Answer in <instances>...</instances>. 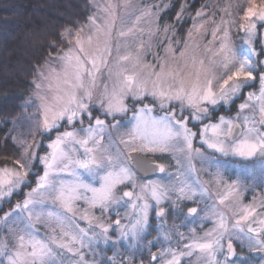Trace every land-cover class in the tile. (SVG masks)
<instances>
[{
  "label": "snow or ice",
  "instance_id": "1",
  "mask_svg": "<svg viewBox=\"0 0 264 264\" xmlns=\"http://www.w3.org/2000/svg\"><path fill=\"white\" fill-rule=\"evenodd\" d=\"M119 7L109 3L102 9V15L89 16L87 25H81L75 31L71 27L66 28L60 35L68 47L50 52L48 59L36 68L33 81L34 96L39 101L36 128L42 136L47 133L50 137L52 132L56 135L49 138L43 155L37 151L41 142L34 140L24 147L23 161L17 159L13 167L0 168V200L18 194L23 187L30 188L24 193L22 202H17L0 216V223L8 233L6 238L0 239V257L3 258L0 264H63L61 258L65 256L76 258L75 261L69 260L68 264H87L83 249L88 232L99 227L100 235L106 242L109 239V226L94 223L102 217L90 215L91 211L99 210L103 214L121 200L131 203L137 219L130 230L125 228L120 235L137 237L148 222V200H154L159 207L167 199L168 190L155 181L139 185L134 182L133 168L145 173L156 168L164 172L165 166L160 164L153 168L151 160L139 159L132 153L182 154L191 171H196L192 160L197 156L201 162L219 163L205 156L202 149L212 150L222 157H238L244 161L259 157L264 161V61L254 62L247 55L237 57L229 44L226 25L231 21L221 19L217 23L211 19L215 13H207L208 5H203L195 13V19L203 22L193 23L188 30V41H194V32L207 33L206 24L211 22L212 40L209 45L218 43L219 47L205 46L198 54V44L193 43L189 52L185 42V49L178 50L179 58L173 52L174 63L164 58L156 65H150L144 64L139 55L133 57L131 52L120 55L116 37L134 34L141 19L153 13L144 9L135 17L132 27L116 30ZM183 11L182 6L181 12L177 13L178 21ZM221 11L229 14L227 9ZM205 16L209 19L204 20ZM241 19L240 29L251 37L255 22H264V0H248ZM168 28L165 26L164 31L167 32ZM51 47L55 48V43ZM143 47L141 43L140 48ZM114 50L117 53L115 72L108 68ZM169 51H172L171 47ZM180 60H183L182 64ZM128 64L131 66H125ZM104 68H108L112 84L111 88L104 84L98 95L97 81ZM256 82L259 84L258 92H244ZM148 96L165 110L164 116L149 115L153 108L144 104ZM241 97L244 101L238 105L235 117L220 116L215 123H203L209 119L210 110L215 106ZM129 98L133 101V108L136 104L143 106L134 112L135 123L131 129L122 132L124 125L116 117L129 111L126 103ZM94 103H98L97 110L104 119L94 115ZM185 112H188L187 116ZM192 120L198 122L194 125L196 131L189 127ZM65 126V130L60 131ZM197 138L201 148L193 146ZM37 164L41 171L35 170ZM65 176L69 178H63ZM33 181L35 187L31 186ZM91 181L98 183L99 187ZM217 183H223L222 179ZM121 185H130L133 189L139 187L140 191H124L121 197H117ZM186 187L179 188L177 202H170L177 214L184 212L179 201L192 200L196 195L190 187L186 191ZM226 187L228 191L219 198L221 205L236 191L234 183ZM48 201L58 206V211L35 212L37 207L45 206ZM81 203L85 205L83 209L79 207ZM234 209L231 228L224 213H213L218 216L216 226L205 232L203 237H196L195 229H192L193 237L182 250L154 253L151 260L168 256L170 258L164 259L163 264H181L182 257L199 252L207 264H235L234 260L229 261V257L237 256L234 239L241 242L247 239L253 251L264 252V240L259 238L264 234V216L254 204L234 205ZM197 211L196 207L187 208L189 216ZM157 214L163 216L165 210L160 207ZM77 220L86 221L89 227L81 228ZM37 222L50 223V232L41 236L36 229ZM115 226L121 227L120 219L115 221ZM179 235L184 239L183 234ZM93 236H96L95 232ZM218 254L224 255L223 262L218 259Z\"/></svg>",
  "mask_w": 264,
  "mask_h": 264
},
{
  "label": "rangeland",
  "instance_id": "2",
  "mask_svg": "<svg viewBox=\"0 0 264 264\" xmlns=\"http://www.w3.org/2000/svg\"><path fill=\"white\" fill-rule=\"evenodd\" d=\"M109 3L120 6L117 9V15L119 18L116 21V30L132 27L135 17L139 16L144 9H149L153 13V15L145 16L141 19V21L136 25L137 30L134 34L125 38L116 37L120 44V55L131 52L133 57L139 55L144 64L156 65L158 60H163L164 58H168L169 62L174 63L173 52L175 53V57L179 58L178 50L185 49V42L188 43L189 52L192 50L193 43L198 44L200 46L199 49H197L198 54L203 51L205 46L219 47L218 43L209 45V41L212 40L210 33L213 28V24L211 22L206 24L207 33H193L194 41H188V31L184 36L177 35L176 31L170 24L166 25L169 26V28L168 31L165 32V26L161 27L160 25V17L165 4L163 1L159 4V2L154 3L143 0H93V11L91 15H102V9ZM229 3L231 4L227 7L217 5L216 8L213 9H211V7H207L205 11L207 13H215L211 19L215 20L217 23H219L221 19L231 21V23L226 25L229 28V44L232 50L236 53L237 57L247 55L250 56L254 62L264 61V22H255L256 28L254 30V34L250 37L239 27V24L243 22L241 19L243 14L240 16V19H237L235 15H232V7L234 5L245 6V9L247 7L248 0H245V3L238 0H229ZM222 9H227L229 14L226 15L224 11H221ZM208 19V16L204 17V20ZM202 22V20L195 19L194 17L193 23L200 24ZM87 24L88 21L84 25ZM192 26L190 28H192ZM85 31L87 32V28H85ZM113 35L116 36V32H114ZM250 39L251 43H248ZM141 43L144 45L143 48H140ZM169 47H171L172 51H169ZM253 48L255 49L254 52L252 51ZM116 56L117 53L114 50L113 56L108 65V68H111L113 72L117 70L115 63ZM179 62L182 64L183 60H180ZM125 66L130 67L131 65L128 64ZM108 68L102 69V74L97 81L98 95L99 92H102L104 84H108L109 88H111L112 81L109 79ZM157 70L159 69L157 68ZM258 88L259 84L256 82L252 85V87L244 89V92H258ZM34 92L25 102V111L21 115L19 125L17 126L16 134L13 139L23 148L22 153L24 152V147H26L28 143H31L34 140L41 142V148L37 151H39L40 155H43L45 151H47L46 147L44 148L43 146L49 142L50 137L55 138L56 133L52 132L50 137L47 133L42 136L37 130L36 125L39 121V101L35 99ZM234 101L232 103H235V107H233L231 112L220 114L217 116L215 121L211 122H217L220 116L235 117L239 111L238 105L243 103L244 97ZM126 103L129 104V111L124 114H118L116 117V119L121 120L124 125V127L121 128L122 132L131 129L132 124L135 123L134 112L143 106L141 104H136L133 108V101L130 98L126 100ZM144 104H148L149 107L153 108V111L149 115L157 118L165 115V110L159 107L158 102L154 104L151 96H148V98L144 100ZM228 105L229 103L226 104V106ZM97 109L98 103H94L92 105L94 115L100 116L101 119H104L102 113ZM184 115L187 116L188 112H185ZM108 119L112 123L115 122L111 121V118ZM205 121L206 120H204L203 123H209ZM197 123V121L192 120L189 123V127H192L193 131H196V127H194V125H197ZM86 126L87 121H85V127ZM66 127L67 126L62 127L60 131H64ZM76 127L79 128L80 125L77 124ZM68 130L71 129L69 128ZM22 141L24 142L23 146L21 144ZM105 146L107 147V141H105ZM193 146L194 148H201L199 138L194 140ZM120 147L122 148L123 146L121 145ZM202 151H204L205 156H210L212 161H219V163L210 164L209 162H201V158L197 156L192 160V164L195 166L196 171H191L188 166L187 159L182 154L171 152H157L155 154L140 153L142 155L156 156L159 160V165L163 164L165 166V171H159V173L153 178L143 179L133 168V172L135 173L134 182L139 185L141 183H147L148 181H155L165 186L168 190L167 199H164L159 207L156 205L154 200H148L150 207L148 209L147 225L135 238L121 237L120 235L123 229L126 228L127 230H130L131 224L137 219V215L135 214L136 210L132 208L131 203H125L124 200H121L119 204H112L110 209L105 211L103 214L99 210H92L90 215H94L98 218L102 217L100 220L94 221V223H104L106 226H109L107 233L109 239L107 242L105 241L103 236L100 235L101 230L99 227H96L93 231L88 232L87 237L84 239L85 247L83 249L87 264H100L102 257L106 256L103 254L100 247L105 248L109 245L113 246V252L109 255L108 261L114 263L118 262L117 258L122 251V247L120 246L121 244H124L128 251L129 258H127V264H139L133 262L134 258L132 254H136V251L142 252L144 249L147 250L152 245L159 246L157 249L159 253L167 252L168 249H176L177 251H180L193 237V233L191 231L192 229H195L194 235L196 237H203L205 232L216 226L218 216L213 213H224L225 219L229 223V228H231V224L234 221V217L232 216V212L235 210L234 205L243 206L254 204L257 206L261 215L264 216V161H262L259 157H256L251 161H244L238 157H222L218 153L212 152V150L202 149ZM18 159H21L22 161L24 160L22 156ZM178 160L180 161L179 163L177 162ZM13 166L14 165L7 167L11 168ZM3 167L5 166L0 168ZM217 173H219V176ZM63 178L67 179L69 177L65 176ZM221 179L223 183H217V181ZM91 182L96 187H99V184L95 181ZM233 183L236 186V191L233 192L232 196L225 202V204L221 205L219 203L220 196L226 194L228 191L226 186ZM197 185H201L202 187H197ZM181 186L190 187L192 191L196 193L192 200L182 199L179 201V206L184 209V224L186 227L177 229L171 226L167 220L165 210V214L161 216V219L159 220V225L157 224L158 234L145 241L150 224L151 209L153 207H157L159 210L160 207L163 208V206L168 202H177V198L180 195L179 188ZM32 187H35L34 182ZM204 189H207V191H204ZM29 190L30 188H23L18 194L14 193L10 198L0 200V209H2L0 210V216H3L5 211L13 208L17 202H22L24 199V193ZM124 191H135L138 193L140 190L139 187L133 189L130 185H121L118 187L117 197H121ZM187 201L193 203L191 204L192 207H196L198 209L197 213L193 216H189L187 214V208L184 207V203L186 204ZM141 203H143V201H141ZM79 207L83 209L85 205L81 203ZM49 211H58V206H55L51 203V201H48L45 206L37 207L35 209V212L47 213ZM117 219H120L121 221L120 228L115 226V221ZM76 223L79 224L81 228L87 229L89 227L86 221L82 222L77 220ZM50 227V223H36V229L41 236L48 234L50 232ZM93 232L96 233V236H93ZM179 234H183L184 239H181ZM7 235L8 233L4 230L3 224L0 223V239L6 238ZM259 238L264 240V234H262ZM233 243L237 256L229 257V261L234 260L235 264H240V260L246 257L245 253L239 252L237 247L240 246L242 249L246 250V252H252L259 256L261 259L258 264H264V254L258 255L256 253L257 251H253L249 247L247 239H244L243 242L234 239ZM252 243L255 244V240H253ZM168 258L170 257L165 256L152 261L150 257L148 264H163V260ZM0 259L3 258L0 257ZM61 259L63 260V264H68L69 260L75 261L76 258L65 256ZM218 259L223 262L225 257L223 254H218ZM181 264H207V260L199 252H193L191 256L186 255L182 257Z\"/></svg>",
  "mask_w": 264,
  "mask_h": 264
},
{
  "label": "trees",
  "instance_id": "3",
  "mask_svg": "<svg viewBox=\"0 0 264 264\" xmlns=\"http://www.w3.org/2000/svg\"><path fill=\"white\" fill-rule=\"evenodd\" d=\"M93 0H0V167L14 165V161L22 156L23 148L13 139L21 115L25 111V102L33 94V81L36 68L48 59L50 52L55 53L68 45L61 40V33L71 27L74 31L88 21L93 11ZM151 2L163 1L164 8L160 17V25H172L177 35L184 36L192 26L195 13L203 5L211 9L217 5L229 6V0H143ZM237 1V0H236ZM245 3V0H238ZM236 3V2H235ZM184 7L181 18L177 13ZM160 7V6H159ZM245 6H233L232 15L240 19ZM220 9V7H219ZM209 12V11H208ZM211 13V12H210ZM55 43L56 47L51 45ZM235 107V103L233 105ZM44 147V146H43ZM45 148V147H44ZM36 171L42 169L37 164ZM30 180L32 177L30 176ZM34 182V181H33ZM32 182V184H33ZM31 184V186H32ZM28 189L29 187H23ZM167 207V219L174 222L177 212ZM157 207L150 214V224L145 241L158 234L156 223ZM118 262H109L113 246L100 247L103 254L100 264H127L128 251L124 244ZM159 248L152 245L142 252L132 254L134 263L148 264L150 257ZM240 253L246 257L240 264H258L261 259L255 253L246 252L240 246Z\"/></svg>",
  "mask_w": 264,
  "mask_h": 264
},
{
  "label": "flooded vegetation",
  "instance_id": "4",
  "mask_svg": "<svg viewBox=\"0 0 264 264\" xmlns=\"http://www.w3.org/2000/svg\"><path fill=\"white\" fill-rule=\"evenodd\" d=\"M235 102V101H234ZM233 103L231 102V103H229V105L228 106H226V104H223V103H221V104H219V105H217V106H215L213 109H211L210 110V113H209V119H206V121L205 122H213V121H215L216 120V118H217V116L218 115H220V114H226V113H229V112H231L232 111V109H233ZM192 125V124H191ZM196 129V128H195ZM197 130V129H196ZM144 156H151V157H153L154 159H155V162L159 165V160H158V158L156 157V156H153V155H144ZM159 173V170L156 172V174H155V176L157 175ZM154 176V177H155ZM191 204H193V203H191L190 201H187L186 202V204L184 203V207L185 208H190V207H192V205ZM166 205H168V206H170V208H172L173 209V204L172 203H170V202H168V203H166ZM165 206V205H164ZM163 206V209L164 210H166V217H167V207H164ZM152 210V209H151ZM159 212V210H158V208H157V213ZM156 213V215H155V217H156V223H152L153 225H155V226H157V224L159 225V220L161 219V216L160 215H158ZM182 215H184V213L183 214H179V215H177L176 217H180V216H182ZM150 217H151V214H150ZM168 220V219H167ZM169 222V221H168ZM170 224H171V226H173L174 228H181V227H186L185 226V219H183V217H181V218H177L174 222H169ZM155 253H159V251L158 250H156L155 251Z\"/></svg>",
  "mask_w": 264,
  "mask_h": 264
},
{
  "label": "water",
  "instance_id": "5",
  "mask_svg": "<svg viewBox=\"0 0 264 264\" xmlns=\"http://www.w3.org/2000/svg\"><path fill=\"white\" fill-rule=\"evenodd\" d=\"M133 156L139 158V159H146V160H151L152 161V165H153V168H156V166L158 165L156 162H155V159L151 156H144L140 153H132ZM135 169V168H134ZM136 170V169H135ZM158 171V168H156L155 171L153 170H149L147 173L143 172V171H137L136 172L139 174V176H141L143 179H150V178H153L156 174V172ZM258 255H263L264 252H260V251H257L256 252Z\"/></svg>",
  "mask_w": 264,
  "mask_h": 264
}]
</instances>
